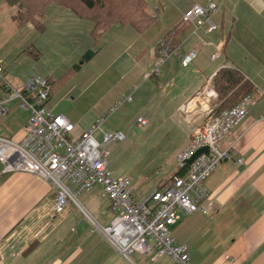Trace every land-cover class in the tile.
Returning a JSON list of instances; mask_svg holds the SVG:
<instances>
[{"label": "crops", "instance_id": "1", "mask_svg": "<svg viewBox=\"0 0 264 264\" xmlns=\"http://www.w3.org/2000/svg\"><path fill=\"white\" fill-rule=\"evenodd\" d=\"M146 1V11L153 17L148 27L137 30L129 24L115 23L98 40L91 32L92 21L80 18L67 7L51 4L58 11L55 20L63 21L62 25L67 23V28L74 25L72 32H76L72 42H58V55L65 59L69 51L73 53L68 57L70 60L74 56L69 62L74 63L71 68L83 75L93 76L97 71L90 66L96 65L104 76H110L105 80L110 87L102 98L104 109L96 117L131 94L132 100L127 102L135 101L140 110L137 118L144 117L150 125L149 132L143 135H167L171 140L156 162L158 172L150 182L152 188L166 185L177 173L178 153L202 123L199 118H187L180 107L222 67H237L251 81L257 89L255 103L219 143L229 150L230 158L206 179L215 198L214 215L182 213L172 226V233L177 243L187 244L193 262L230 264L228 255L235 264H264V0H228L231 8L223 5L215 14L219 28L211 33L191 35L190 25L182 35L180 52L162 65L158 76L154 70L162 36L182 20L184 11L207 0H194L179 11ZM71 43L77 45L75 51L69 49ZM216 48L220 49V56L212 60ZM88 50L93 56L85 60ZM192 50L196 57L189 66H182L181 56ZM0 60L7 76L1 52ZM76 64L78 68H74ZM15 79L7 81L18 89L28 78ZM56 79L49 100L53 109V93L62 77ZM5 93L0 85V100ZM13 100L4 103L5 111L0 108V124L11 114L5 105ZM27 112L21 130L14 132L6 126L0 128V135L22 139ZM147 182L145 178L135 181L139 196L146 193ZM96 187L106 198L102 187ZM52 201L48 182L26 172L4 173L0 163V264H172L166 255L153 259L134 253L131 259L124 258L101 233L92 231L89 220L72 203L63 214L51 216ZM90 209L104 225L113 217L109 202Z\"/></svg>", "mask_w": 264, "mask_h": 264}, {"label": "built area", "instance_id": "2", "mask_svg": "<svg viewBox=\"0 0 264 264\" xmlns=\"http://www.w3.org/2000/svg\"><path fill=\"white\" fill-rule=\"evenodd\" d=\"M225 0H207L194 3L182 14V20L191 27V35L211 33L219 28L214 16ZM182 43H173L172 36L164 34L159 41V55L154 74L160 75L162 65L174 54L180 52ZM196 51H187L181 56V64L187 67L196 57ZM220 56V49L211 55L212 60ZM216 72L209 76L204 85L181 107L189 119H201L188 144L177 156L178 167L186 170L175 173L166 185L154 187L139 196L136 186L128 176H114L109 169V151L101 149L96 133H102L104 145L126 139L121 131H104L103 123L124 102L132 96L121 97L103 117L86 130L76 134L78 126L64 114L49 106L54 75L32 74L21 88H14L6 79V71L0 60V85L6 89L0 100L4 103L18 99L20 106L29 111L24 126V136L14 140L0 135V163L2 172H26L38 176L51 185L53 201L51 216L63 214L72 203L91 223L92 231H98L126 259L134 253L157 259L168 256L172 264H200L193 262L187 244L176 242L172 226L181 214L200 213L213 216L215 198L206 185V179L230 158L228 149L220 146L221 139L248 114L255 99L247 96L235 106L216 112L218 92L214 86ZM147 120L137 118V125L144 126ZM207 146L188 164L199 148ZM102 187L110 200L113 217L109 224L101 225L79 202L78 197L94 187ZM230 264L235 261L227 255Z\"/></svg>", "mask_w": 264, "mask_h": 264}, {"label": "rangeland", "instance_id": "3", "mask_svg": "<svg viewBox=\"0 0 264 264\" xmlns=\"http://www.w3.org/2000/svg\"><path fill=\"white\" fill-rule=\"evenodd\" d=\"M148 1L178 11L183 6L194 2V0ZM199 2H204V0H199ZM147 5L148 3H146V7ZM50 6L51 4L47 6L43 16L44 30H39L34 23L22 25L17 22L12 13V11L14 12L12 6L8 5L6 0H0V52L5 56L6 78L10 81L15 78L24 81L34 73H51L56 78L62 77L61 83H58L53 93L54 110L56 113L64 114L71 121L73 120L78 126L76 130V134H78L106 114L100 113V117H96V113L104 109L102 98L110 87V83L105 80L107 77L110 79V76H104L96 65L90 66L97 71L93 76L83 75L81 72L73 70L71 67L74 63L69 62L74 60V56L70 60L68 57L73 54L69 49L75 51L78 48L74 43L70 44L71 47L68 49L69 52L65 59L58 55L60 51H57V48L59 49L61 46L58 45V42L65 39L72 42L76 32H72L74 25L72 27L69 24V28H67V23L62 25L63 21L55 20L58 11ZM223 7L231 8L228 0L224 1ZM44 19L46 20L44 21ZM42 43H47V45H42ZM135 103V101L133 103L126 102L117 111L108 115L102 126L104 131L122 130L126 134L125 140L104 145L101 132L96 133V138L101 143V149L109 151V169L114 172V176H128L134 184L138 179H147L148 182L145 185L147 193L152 188L149 187L151 180L157 176L156 162L172 142L167 135H143L149 132L150 125L148 123L146 126L138 127L137 116L140 110ZM5 106L11 114L5 117L6 120L0 124V128L9 126L14 132L21 130L28 117V112L20 106L18 99H14ZM49 186L51 188L50 184ZM97 188L95 187L91 192H84L78 197V200L94 219L104 225L101 223L102 220L93 215L92 209H90L91 206L97 207V209L101 208L104 202H109L110 205L108 197L103 198L102 191Z\"/></svg>", "mask_w": 264, "mask_h": 264}, {"label": "trees", "instance_id": "4", "mask_svg": "<svg viewBox=\"0 0 264 264\" xmlns=\"http://www.w3.org/2000/svg\"><path fill=\"white\" fill-rule=\"evenodd\" d=\"M6 2L14 9L13 16L17 22L22 25L34 23L39 30H44L42 19L48 5L58 4L67 7L80 18L93 22L91 32L97 40L115 23L129 24L137 30H144L153 20L146 12V0H6ZM189 26L188 22L181 20L167 34L172 36L173 43H179ZM157 47L159 52V43ZM92 56L91 50L84 54L85 60ZM78 67L79 65H74V68ZM57 81L52 83L51 93ZM214 86L219 97L217 113L235 106L247 96L254 97L257 94L255 86L237 67L220 68L214 77ZM185 170L186 166L180 168L177 173H183Z\"/></svg>", "mask_w": 264, "mask_h": 264}, {"label": "water", "instance_id": "5", "mask_svg": "<svg viewBox=\"0 0 264 264\" xmlns=\"http://www.w3.org/2000/svg\"><path fill=\"white\" fill-rule=\"evenodd\" d=\"M208 150L207 146H203L199 148L189 159H187V163L191 164L197 156H199L201 153L206 152Z\"/></svg>", "mask_w": 264, "mask_h": 264}]
</instances>
